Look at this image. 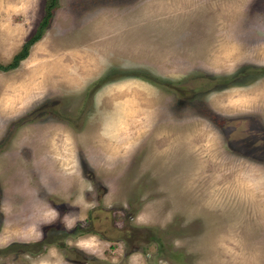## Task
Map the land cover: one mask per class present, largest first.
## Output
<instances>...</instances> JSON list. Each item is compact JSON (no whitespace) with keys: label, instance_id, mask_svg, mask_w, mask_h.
<instances>
[{"label":"rangeland","instance_id":"374dc122","mask_svg":"<svg viewBox=\"0 0 264 264\" xmlns=\"http://www.w3.org/2000/svg\"><path fill=\"white\" fill-rule=\"evenodd\" d=\"M48 3L0 0V64ZM52 11L0 69V264H264V0Z\"/></svg>","mask_w":264,"mask_h":264},{"label":"trees","instance_id":"16d2710c","mask_svg":"<svg viewBox=\"0 0 264 264\" xmlns=\"http://www.w3.org/2000/svg\"><path fill=\"white\" fill-rule=\"evenodd\" d=\"M54 6H55V0H49V3L46 6L45 14H44L42 20L40 21V24L37 27L35 34L32 35L30 38H28L24 42L20 51H18L13 56L12 60L9 63H7L6 65L0 64V69L8 70V69L14 68L19 64V61L21 59L26 57V55L28 54L29 47L41 37L45 27L49 24L50 19H51L52 14H53L52 10H53Z\"/></svg>","mask_w":264,"mask_h":264},{"label":"flooded vegetation","instance_id":"af4514ba","mask_svg":"<svg viewBox=\"0 0 264 264\" xmlns=\"http://www.w3.org/2000/svg\"><path fill=\"white\" fill-rule=\"evenodd\" d=\"M224 81H229V79H223ZM208 109V113H211V112H213L210 108H207ZM229 128V127H228ZM231 129V128H230ZM232 135H234V134H232L231 133V136ZM227 139H228V141H229V143H231L232 145H235V146H237L238 145V143H234L235 142V140L236 139H233V136L231 137V138H229V137H227ZM246 141V139H242L241 140V142L243 143L242 145H244L245 143H247V142H245ZM234 143V144H233ZM230 144V145H231ZM248 144V143H247ZM126 238H129L128 236L126 237ZM128 240H131L130 238L129 239H127V242H128ZM25 244V243H24ZM131 244H132V241H131ZM22 250H24V252L26 251L24 248H22Z\"/></svg>","mask_w":264,"mask_h":264}]
</instances>
